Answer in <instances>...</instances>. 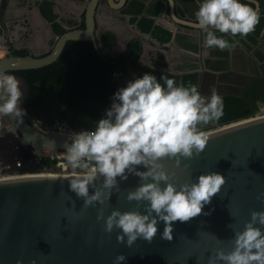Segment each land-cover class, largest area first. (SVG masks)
Segmentation results:
<instances>
[{"label": "water", "instance_id": "1", "mask_svg": "<svg viewBox=\"0 0 264 264\" xmlns=\"http://www.w3.org/2000/svg\"><path fill=\"white\" fill-rule=\"evenodd\" d=\"M101 1H86L83 5L85 26L68 28L55 35L47 52L42 53L39 49L27 54L7 51L0 57V72L14 75L26 86L25 81L12 71L49 64L59 56L69 39L91 40L107 53L96 29ZM104 1L114 9H121L132 0ZM138 1L146 7L150 0ZM253 2L254 10L257 11L258 1ZM168 7L174 21L195 24L189 15L187 19L179 17L173 7ZM38 9L39 16L50 28L49 22ZM198 9L197 6L195 12ZM118 22L124 28L131 26L138 33L150 36L159 43L150 32L142 31L136 22L124 24L121 18ZM128 29L127 33L130 32ZM111 30L117 37L118 32ZM130 35L134 34L130 32ZM128 42L129 39L122 42L124 49ZM141 46L144 50V42ZM108 56L113 57L114 54ZM146 64L155 66L153 62ZM159 68L172 71L166 66ZM129 70L135 74L131 68ZM21 107L27 113L23 116V123L18 124L13 117L4 116L21 142L34 154L66 153L64 145L71 144L70 137L75 133L43 128L35 122L22 102ZM204 132L208 136V144L199 156L194 155L190 160L181 157L179 166L175 159H164L161 163L178 190L180 184L198 182L201 174L211 172L225 176L226 182L211 203L204 206L200 216L190 222H174L171 241L162 238L165 225L159 220L158 232L150 243L138 238L131 247L126 244L127 237L125 243L118 242L117 236L122 234L121 229L114 228L111 233L104 230L105 220L113 210L146 214L148 202L127 199L130 191H135L144 183L134 174H129L126 181L117 178L119 190L113 189L104 205L96 203L84 209L83 198H77L70 191L69 180L74 175H83L85 171L27 172L0 178V264H117L116 257L119 255L126 257L119 264H209V257L214 256L217 249H223L226 253L231 251L235 231L244 229L245 223L251 219V212L264 211V196H261L264 193V114L238 119ZM52 141L55 142V148L49 144ZM138 170L146 169L140 166ZM95 184L101 186L103 177H99ZM164 186L162 182L161 187ZM104 191L107 194V190ZM93 192L94 189L90 187V194ZM101 209L105 219L98 220ZM255 226L261 227L264 232V226ZM217 264L224 262L218 261Z\"/></svg>", "mask_w": 264, "mask_h": 264}, {"label": "clouds", "instance_id": "2", "mask_svg": "<svg viewBox=\"0 0 264 264\" xmlns=\"http://www.w3.org/2000/svg\"><path fill=\"white\" fill-rule=\"evenodd\" d=\"M168 5L174 8L175 0H168ZM195 18L196 26L205 34L203 47L222 51L239 43L229 42L224 36L246 37L259 23L257 11L241 0H202ZM22 96L17 78L0 72V116L23 123L27 113L21 107ZM222 116L223 100L214 89L206 99L196 85H177L165 75L158 80L145 73L114 93L111 107L94 130L77 132L70 137L71 144L65 143L68 166L86 170L69 180V189L77 198H83L87 209L96 203L104 205L112 190H119L118 177L126 181L129 174L136 175L144 183L130 191L127 199L148 202L146 214L113 210L104 230L111 233L114 228L121 229L118 242L125 243L127 237L126 244L131 247L138 238L150 243L158 232L159 220L165 225L162 238L171 241L174 222H190L200 216L226 181L225 176L211 172L201 174L198 182L180 184L178 190L161 161L175 159L179 166L181 157L190 160L199 156L208 144V136L200 126L218 122ZM49 144L55 148L54 141ZM140 166L146 170H138ZM99 177H103V184L97 187ZM90 187L94 189L92 194ZM97 219H105L102 209ZM257 224L264 226V211L251 212L244 229L235 231L232 250L226 253L217 249L209 257V264H264V232ZM125 259L124 255L117 256V264Z\"/></svg>", "mask_w": 264, "mask_h": 264}, {"label": "trees", "instance_id": "3", "mask_svg": "<svg viewBox=\"0 0 264 264\" xmlns=\"http://www.w3.org/2000/svg\"><path fill=\"white\" fill-rule=\"evenodd\" d=\"M3 0L2 6H5ZM262 4V0H259ZM254 8V3L249 0H241ZM41 8L45 17L52 21L55 34H61L66 28L61 21L55 20L56 14L52 11L51 2L44 1ZM148 10L145 5L137 0H132L128 8L133 12L131 22H136L144 32H150L160 42L170 40L171 31L155 22V10ZM2 13V8H1ZM141 16L138 18V15ZM68 25H74L70 19ZM84 22H80L77 28H83ZM221 35L218 33V36ZM102 45L114 43L115 37L109 31L101 34ZM229 42H233L229 35L224 36ZM250 43L258 44L264 40V8L259 10V23L255 30L246 36ZM51 39V43L54 42ZM248 44V43H247ZM27 48L13 49V53L27 54ZM142 46L138 40L130 41L126 51L115 58H110L95 46L91 40L69 39L65 42L59 56L49 64L33 68L18 69L12 72L25 81V91L21 98L22 104L31 114L45 109L46 96L54 102V115L64 119L68 111H73L81 123L88 127L91 120L96 119L101 102L114 89L115 77H120L127 68H131L140 78L145 73L155 75L159 80L161 75L173 79L177 85H196L198 88L199 74L196 71L176 73L164 71L159 66H165L162 54L153 59L155 66L144 64L140 60ZM222 51V50H221ZM222 52H226L223 50ZM261 60V72L248 77L241 93H228L222 96L223 116L218 122L202 125L208 128L216 124L228 123L238 119L249 117L258 110V104L264 102V55L259 54ZM221 67V62L215 64V69ZM163 84V81H160ZM62 104L64 106H62ZM47 162L46 159H43ZM35 162H29L19 168V173L34 172L37 170Z\"/></svg>", "mask_w": 264, "mask_h": 264}, {"label": "crops", "instance_id": "4", "mask_svg": "<svg viewBox=\"0 0 264 264\" xmlns=\"http://www.w3.org/2000/svg\"><path fill=\"white\" fill-rule=\"evenodd\" d=\"M44 1L51 2L52 11L60 17L65 13H82L83 5L88 0H10L7 13L4 15L5 24L0 22V30L3 31L5 37L10 36L15 44H25L28 37L36 38L35 42L38 45L42 40L46 41V39H49V36H52L49 32V27L36 10V8H39L38 10L44 15L41 8V3ZM249 1L253 2V0ZM257 1L259 4L257 13L259 14V10L264 8V0H262V4L259 0ZM201 2L202 0H175L174 11L179 17L187 19V15H189L191 20L195 21V9L197 6L199 7ZM100 6L102 8L98 10V15L109 18V29L119 28L121 30L115 29V32H118V38L122 36V31L127 33L126 30L129 28L128 30L134 34L135 38H138L140 44L144 42L145 49L141 51L140 55L142 63L153 62L157 55L162 54L165 66L171 69V72H198V91L206 99H210L213 89L220 97L228 93L239 94L248 77L261 72V60L258 55L260 53L264 55V40L254 44L250 43L246 37L236 36L233 38L229 35L233 41H239L231 50H226L224 53L218 48L205 49L203 47L205 34L194 24L195 22L193 23L194 25H188L174 21L169 14L168 0H150L146 5V8L150 11L156 8L154 10L155 22L167 27L172 33L169 41H158L160 44L150 36H144L134 29H130L131 26L124 28L118 22V17L124 18L122 22L125 24V21L128 22L129 17L133 13L132 15H121L118 11L122 9H114L106 5L104 0H102V5L100 4ZM122 8L124 10V7ZM13 9L17 11V15H19L18 11L24 15V20L26 19L25 25L27 24L28 27L20 26L19 22L15 23L17 21L16 17L11 15ZM110 20L112 23H110ZM11 23H14V25L10 30ZM109 29L108 31L115 36L114 32ZM25 34L26 37L24 36ZM216 34L218 35V32ZM122 50H124V47ZM112 51L114 52V50ZM219 62H221V67L215 69V64Z\"/></svg>", "mask_w": 264, "mask_h": 264}, {"label": "rangeland", "instance_id": "5", "mask_svg": "<svg viewBox=\"0 0 264 264\" xmlns=\"http://www.w3.org/2000/svg\"><path fill=\"white\" fill-rule=\"evenodd\" d=\"M20 44L21 43H16L15 45L21 48ZM44 45L45 44L41 45V47H44ZM6 50L7 49H5V51ZM47 51L48 50H45V52ZM6 53L7 51L3 53V55ZM135 77L136 75L128 69L121 77L117 78L114 89L104 100H102L100 110L96 115V119L91 120L88 127H85L81 123L73 111H68L67 117L64 119L54 115V102L49 96H46L45 102V109H47V111L39 110L38 113L34 115L31 113L29 114L33 117L37 124L47 129L58 130L55 128V126H62V121L65 120L67 123V128H73L75 131L94 130L96 127V122L105 117L106 110L108 109V103L110 100L112 102L114 93H116L120 88L126 87L127 83L131 80H134ZM17 80L20 82V88L24 94L25 85L20 79ZM258 105L257 112L251 116L264 114V102H260ZM62 106L64 105L62 104ZM222 124H216L215 126L208 128H201V130L206 131L208 129L219 127ZM59 130L63 131V129ZM43 159H46L47 162H44ZM29 162H35L38 165L37 170L32 173H64L86 171L71 169L66 162L65 156L32 153L30 149L21 142L17 134L11 130L4 116H0V176L21 174L18 171L19 168Z\"/></svg>", "mask_w": 264, "mask_h": 264}, {"label": "flooded vegetation", "instance_id": "6", "mask_svg": "<svg viewBox=\"0 0 264 264\" xmlns=\"http://www.w3.org/2000/svg\"><path fill=\"white\" fill-rule=\"evenodd\" d=\"M9 1L10 0H7L6 2H5V6L4 7H1L2 6V3H3V0H0V22H2V23H4L5 22V20H4V15H5V13H7L6 11H7V9L9 8ZM101 5H102V1H101V3H100ZM40 5V4H39ZM129 6H130V4L129 5H127V6H124V10H123V8H121L120 10L121 11H118V13L119 14H121V15H125V14H131L132 15V13L133 12H131V11H129L128 10V8H129ZM1 8H2V13H1ZM51 8H52V5H51ZM101 6H100V8H99V10H101ZM116 10H119V9H116ZM16 12L17 11H15L14 9H13V11L11 12V15H13V16H15L16 17V20L17 21H15V23H18L20 26H22V27H26L27 26V24L25 25V21H26V19L24 20V15H22L21 14V12L20 11H18V14L20 15H17L16 14ZM44 16V15H43ZM45 17V16H44ZM100 18H98L97 19V31H98V38H99V40L102 42V38H101V34L102 33H104V32H106V31H108V29H109V25H108V20H109V18L108 17H106V16H99ZM130 18H131V16L129 17V21L128 22H126L125 21V23H130V24H132V23H134V22H131L130 21ZM47 19V18H46ZM70 19H72V20H74V25L72 24V25H68V21L70 20ZM118 20L120 19L119 17L117 18ZM55 20H58V21H61V23L66 27V28H77V25L80 23V22H84V12H82V13H65V14H62L60 17L58 16V14H56V18H55ZM124 20V18H121V21H123ZM47 21L49 22V24H50V28H49V32H50V34H52V36H49V39H46V41L44 40H42L41 41V43H39V45L35 42V40H34V38L33 37H28L27 38V41L25 42V44H20V46H21V48L20 47H17L16 45H15V43H13L12 42V38L10 37V36H6L5 37V34L3 33V31L2 30H0V53H1V55L0 56H2L3 55V53H5L6 51H9V50H12L13 51V49H22V48H27L29 51L28 52H31V51H33V50H37V49H39V50H41V52L42 53H45V50H48L49 48H50V45H52L53 43H51V39H55V35H57V34H55V32H54V29H53V26H52V21H50V20H48L47 19ZM110 23H112V21L110 20ZM114 23V22H113ZM5 24V23H4ZM137 24V23H136ZM13 25H14V23H11V27H10V30H11V28L13 27ZM84 26H85V24H84ZM49 27V26H48ZM116 30H118V31H121L119 28H115ZM131 29H132V27H131ZM33 30V29H32ZM31 30V31H32ZM110 30V29H109ZM30 31V32H31ZM29 32V33H30ZM28 33V34H29ZM34 33V32H33ZM32 34V33H31ZM3 35V36H2ZM121 37L120 38H118V36L115 38V41H114V43H112V44H110V45H102V47L106 50V52L107 53H104L101 49V51L104 53V54H106L107 56L108 55H111V54H114V56L113 57H110V58H115V57H117L120 53H122V52H124V51H126L127 50V48H128V44H129V42L130 41H134V40H138V38H135L134 36H131L130 35V32H128V33H125V32H123L122 31V33H121ZM25 37H26V34L24 35ZM32 36V35H31ZM116 36V35H115ZM114 36V37H115ZM31 38V39H30ZM125 39H129V42H128V44H127V47H126V49H124V50H122V48H123V44H122V42L125 40ZM120 40V41H119ZM139 41V40H138ZM5 42V43H4ZM139 43H140V41H139ZM5 46H4V45ZM43 44H45L44 45V47H41V45H43ZM23 45H26V46H23ZM46 46V47H45ZM48 46V47H47ZM108 48H110V49H112V50H114V52L112 51V50H109ZM5 49H7L6 51H5ZM120 50H122V51H120ZM116 51V52H115ZM117 53V54H116ZM109 57V56H108ZM129 68H127L126 69V71L128 70ZM125 71V72H126ZM124 72V73H125ZM123 73V74H124ZM122 74V75H123ZM121 75V76H122ZM136 75V74H135ZM120 76V77H121ZM117 78H119L118 76H116L115 77V80H116V82H117ZM135 78H139L137 75H136V77ZM111 104H112V102H111V100H110V102L108 103V108H110L111 107Z\"/></svg>", "mask_w": 264, "mask_h": 264}, {"label": "built area", "instance_id": "7", "mask_svg": "<svg viewBox=\"0 0 264 264\" xmlns=\"http://www.w3.org/2000/svg\"><path fill=\"white\" fill-rule=\"evenodd\" d=\"M63 122V124H62V126L60 125V126H55V128H57L58 130L59 129H63V131H66V132H81V131H75L73 128H67V123H66V121L65 120H63L62 121ZM62 127H64V128H62ZM83 131H86V130H83Z\"/></svg>", "mask_w": 264, "mask_h": 264}, {"label": "bare ground", "instance_id": "8", "mask_svg": "<svg viewBox=\"0 0 264 264\" xmlns=\"http://www.w3.org/2000/svg\"><path fill=\"white\" fill-rule=\"evenodd\" d=\"M1 57V56H0ZM254 116H257V115H254ZM245 119V118H243ZM241 120V119H240ZM236 121V120H235ZM235 121H232V122H235ZM232 122H228V123H224L222 125H225V124H229V123H232ZM220 125V126H222ZM213 129V128H212ZM210 130V129H208ZM59 131H62V130H59ZM63 132H66V131H63ZM67 133H77V132H67ZM56 155H61V156H65L66 157V153H59V154H56ZM14 175H8V176H0V178H6V177H13Z\"/></svg>", "mask_w": 264, "mask_h": 264}]
</instances>
